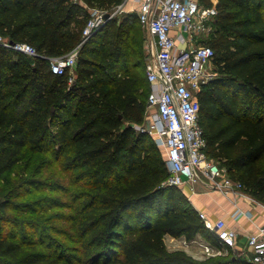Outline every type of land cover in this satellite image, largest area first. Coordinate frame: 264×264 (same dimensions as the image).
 Instances as JSON below:
<instances>
[{
	"label": "trees",
	"instance_id": "16d2710c",
	"mask_svg": "<svg viewBox=\"0 0 264 264\" xmlns=\"http://www.w3.org/2000/svg\"><path fill=\"white\" fill-rule=\"evenodd\" d=\"M123 2L0 0V34L38 50L0 44V180L29 147L53 151L82 188L70 200L60 180L2 188L0 264H252L234 251L200 259L166 244L167 234L219 240L185 191L166 184L170 172L154 138L133 126L144 120L150 92L147 81L143 97L127 61L138 12L84 34L91 7L111 11ZM200 2L217 9L204 41L219 75L199 92L207 151L264 203V0ZM74 49L73 72L54 73L50 58ZM38 182L54 194L21 200ZM57 207L64 210L45 216ZM6 223L17 230L4 232Z\"/></svg>",
	"mask_w": 264,
	"mask_h": 264
},
{
	"label": "built area",
	"instance_id": "2783aa9c",
	"mask_svg": "<svg viewBox=\"0 0 264 264\" xmlns=\"http://www.w3.org/2000/svg\"><path fill=\"white\" fill-rule=\"evenodd\" d=\"M130 11H137L141 24L153 40L154 48L146 64V76L150 83L144 120L133 126L151 135L163 151L169 169L166 184L183 188L194 184L199 176H205L214 190L225 195H245L243 183L233 178L226 167L210 156L205 128L201 122L199 92L215 77L209 66L215 51L202 39L212 31L217 14L214 6H205L200 0H132ZM125 6L120 4L111 11L99 7L90 8V17L84 28L89 36ZM129 10V9H128ZM0 44L23 53L38 55L37 48L28 42H12L0 34ZM78 50L50 58L54 73L73 72ZM73 74V73H72ZM73 81V75L69 82ZM206 226L215 232L219 245L207 242L204 250L208 256L229 252L237 245L239 232L224 217L210 219L199 211ZM247 215L240 208L235 216ZM248 244L252 248L250 262L264 264V224L259 231L250 234Z\"/></svg>",
	"mask_w": 264,
	"mask_h": 264
},
{
	"label": "rangeland",
	"instance_id": "374dc122",
	"mask_svg": "<svg viewBox=\"0 0 264 264\" xmlns=\"http://www.w3.org/2000/svg\"><path fill=\"white\" fill-rule=\"evenodd\" d=\"M125 1V0H124ZM122 4V3H121ZM120 5V4H119ZM117 5V9L118 6ZM115 7V8H116ZM128 12V7L125 6L123 10H118L115 14L116 17H119V20L122 17L126 16ZM135 23L134 26V40L132 46V56L128 59V63L130 64V68L132 72L138 73V80L144 86V95L145 98L147 96L148 90V80L145 77V68L146 64L151 58L152 50L154 48V43L152 38L150 37L147 29L141 25L138 20L132 19ZM206 35L202 36V39H207ZM210 71L215 73V77L219 75L217 70L215 69L214 63L209 66ZM136 129V128H135ZM137 130V129H136ZM163 152V151H162ZM164 154V153H163ZM39 170V171H38ZM39 178L42 180H60L64 186L69 187V194L64 196V199L70 200L72 195H74L77 191H79L81 186L73 184L72 180L69 178L68 173L64 170V167L59 160V158L54 154L53 151H34L29 147H25L23 150L22 159L9 171H7L4 175V179L0 180V199L2 197V188H11L15 183L19 181H23V179L27 178ZM49 185L42 184L38 182L36 185H33V190L28 195L24 197H20L21 200L26 199H34L41 197L42 195L49 194L51 191L48 188ZM17 191V190H16ZM51 194H54L51 193ZM64 210L60 208H53L46 212L45 216H50L54 214V212ZM4 232H10L13 230H17L16 227L6 223L2 228ZM199 237V236H197ZM170 237H166V244L169 249H184L191 254L197 255L200 259H208L212 256H208L206 251L204 250V244L207 243L206 239L200 237L198 240H186L185 238L173 239V241L169 240ZM233 253V250H230L228 253L216 255H226L229 256ZM194 255V256H195ZM196 257V256H195Z\"/></svg>",
	"mask_w": 264,
	"mask_h": 264
},
{
	"label": "crops",
	"instance_id": "0c3cea01",
	"mask_svg": "<svg viewBox=\"0 0 264 264\" xmlns=\"http://www.w3.org/2000/svg\"><path fill=\"white\" fill-rule=\"evenodd\" d=\"M122 4L127 6L129 11L134 5L132 0H125ZM213 188L209 180L205 176L200 175L199 180L194 184V191L190 190L188 185H185L182 189L197 210L203 211L212 220L224 217L230 226L238 230L237 245L234 248L230 247L229 250L232 249L235 254L243 256L250 261L252 248L248 244V237L250 234L258 232L260 225L264 224V203L246 192L245 195H238V193L225 195ZM239 208L247 215L237 218L235 212ZM166 237H170L169 240L171 241L178 239L170 234H167ZM200 237L203 239L199 235L195 240ZM195 256L197 257V255Z\"/></svg>",
	"mask_w": 264,
	"mask_h": 264
},
{
	"label": "water",
	"instance_id": "95a60500",
	"mask_svg": "<svg viewBox=\"0 0 264 264\" xmlns=\"http://www.w3.org/2000/svg\"><path fill=\"white\" fill-rule=\"evenodd\" d=\"M105 17L107 18V19H110L111 18V13L110 12H107L106 14H105ZM13 42V41H12Z\"/></svg>",
	"mask_w": 264,
	"mask_h": 264
}]
</instances>
